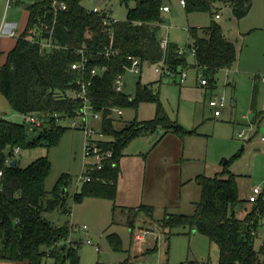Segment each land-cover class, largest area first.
<instances>
[{"label": "trees", "instance_id": "16d2710c", "mask_svg": "<svg viewBox=\"0 0 264 264\" xmlns=\"http://www.w3.org/2000/svg\"><path fill=\"white\" fill-rule=\"evenodd\" d=\"M32 1L27 7L26 27L0 66V93L15 112L24 118L36 115L42 125L37 127L39 136L30 141L25 124L0 117V262L42 264L48 256L42 248L47 247L56 264H65L67 260L78 264L76 248L66 244L69 227L53 225L43 217L44 213L55 210L69 212L65 193L68 175H61L48 192L46 183L52 170L48 156L40 157L26 167H21L19 160L11 167L9 161L16 158V150L38 147L49 150L61 139L66 128L53 115L66 114L72 118L82 106L69 94L79 76L71 70V65L79 58L77 51L84 47L90 59L89 68L108 67L107 72L93 78L88 97L94 111L102 115L105 137L98 146L104 152H110L111 158L102 170L91 172V181L84 183L74 201L77 203L86 197L115 201L120 159L132 140L141 135H153L158 130L163 132L156 142L169 132L182 139L195 132L187 131L169 119L160 105L159 92L151 85L137 82L133 96L113 89L117 76L126 73L124 66L130 65L127 55L139 57L143 63L157 64L164 60L175 73L178 69L185 70L188 62L186 54L178 53L177 45L169 42L165 51L160 46L161 9L165 0H120L128 10L127 17L124 21L109 20L110 25L104 24L109 18L107 14L104 18L103 13L85 9L83 0ZM184 1L187 14L207 12L212 16L208 27H190L188 30L189 49L195 51L193 66L203 73V79L209 85L214 83L219 72L231 69L238 60L236 45L227 39L214 17L222 7H228L238 22L249 14L252 0ZM55 2L64 3L66 9H58ZM131 3H134L133 7H130ZM43 25L52 28V40L60 45V49L41 48V41L49 37L42 30ZM109 28L114 35L113 46L120 54L108 58L99 53H104L110 45ZM145 102L157 105L153 120H135L122 129L115 128L111 108H138ZM253 111H256L254 105ZM260 117L261 114H257L254 121ZM228 168L226 163L224 170L214 177L198 175L196 182L201 195L194 202V213L167 214L160 224L161 229L165 236L182 227L206 236L210 243L218 246V264H261L258 257L264 253V245L257 251L254 243L264 220V196L250 204L243 219L237 218L235 208L247 200L240 199L237 177ZM139 210L152 213L151 207L142 206ZM108 241L114 251H122L118 235H109ZM119 264L130 262L126 259Z\"/></svg>", "mask_w": 264, "mask_h": 264}, {"label": "rangeland", "instance_id": "374dc122", "mask_svg": "<svg viewBox=\"0 0 264 264\" xmlns=\"http://www.w3.org/2000/svg\"><path fill=\"white\" fill-rule=\"evenodd\" d=\"M32 2L21 0L19 4L6 9V0H0V66L5 63L7 53L24 31L27 7ZM167 5L171 11L163 14L160 36L185 50L188 62L185 82L181 83L180 77L161 76L155 72V64L144 62L140 74L127 73L123 90L133 96L137 82L152 84L159 92L160 105L169 119L185 130L195 132L186 135L182 143L177 137L170 136L173 144H160L159 140L153 144L155 134L141 135L132 140L123 151V188L115 201L93 197H86L77 203L74 201V196L84 186L82 175L85 168L94 162V158L86 155L84 130L82 127H71V119L61 123L66 130L56 146L49 150L45 147L22 149L16 156L21 167L48 156L52 164L46 183L48 192L61 175H68L65 193L69 212L55 210L44 213L43 217L53 225L69 227L66 242L76 248L78 264H103L102 253L109 256L104 264H118L126 259L132 264H218V246L210 243L206 236L190 231L188 227L174 229L165 236L161 222L167 214L173 213V207L178 206V212L182 214H193L192 202L199 200L195 176L214 177L224 170L226 163L230 173L237 177L241 200H247L252 188L263 186L264 152L255 149L261 144L260 137L264 136V119L259 127L250 129L249 124L264 111V84H254L257 76H264V0H253L249 15L238 22L228 7H222L219 11L221 19L217 22L227 39L236 45L238 60L231 69L218 73L211 84L212 88L202 87L203 73L193 67L195 61L189 49L191 39L188 33L190 27H208L212 16L207 12L187 14L179 0H168ZM82 6L89 11L94 8L105 11L108 21H124L127 17L128 10L120 0H83ZM133 6L134 3H131L130 7ZM7 23L16 24L15 38L8 37L7 32L3 31ZM178 72L181 73V69ZM220 100H223V107L219 106ZM253 105L256 111L252 110ZM121 110L123 115L116 120L117 129L135 120H153L157 105L145 102L140 103L138 108ZM216 111L219 112L218 116L215 115ZM0 117L25 124L30 141L39 136L40 129L15 112L1 93ZM80 120L79 117L75 120L78 125L81 124ZM89 125L97 131L101 129V122L91 117ZM241 132L245 133L242 138L239 137ZM179 150L183 152V165H174L171 158ZM163 151L165 155L161 154ZM136 155H140V158H136ZM145 156H149L148 163ZM190 178L193 180L188 181ZM180 183H183L182 187ZM142 206L151 207L152 213L138 212ZM250 207L248 202L236 207L237 218L243 219ZM84 227L86 229H82ZM141 229H148L150 233L143 242H136L133 234ZM112 234L120 237L122 251L112 249L108 241V236ZM166 237L169 238L167 241ZM254 245L257 251L264 245V220L257 231ZM150 246H155L157 251L155 247L146 250ZM42 250L48 255L42 264H56L55 259L49 256V249L43 247ZM258 261L264 264V253L259 254ZM65 264L72 263L67 260Z\"/></svg>", "mask_w": 264, "mask_h": 264}, {"label": "built area", "instance_id": "2783aa9c", "mask_svg": "<svg viewBox=\"0 0 264 264\" xmlns=\"http://www.w3.org/2000/svg\"><path fill=\"white\" fill-rule=\"evenodd\" d=\"M20 0H6L7 7L11 8L14 5L17 4V2ZM180 4L182 7H185L186 3L184 0H180ZM55 7L58 9H66V6L64 3H54ZM94 13H103V10H100L98 8H94L92 10ZM163 12L169 11L168 7H163L162 8ZM220 15H216L215 19L220 20ZM105 25H110L111 22L108 20H104ZM42 30L46 31L49 34V37L47 39H44L41 41L40 45L41 48L44 50H51V49H60V45H57L53 42L52 40V28L48 25H43ZM107 33L111 39L110 45L105 48L104 53H99V54H104L106 57H112V56H118L120 54V51L113 46V31L112 29H108ZM8 36L11 38L16 37V32L11 30L8 32ZM168 40L167 39H162L160 40V46L161 48L165 51L168 48ZM191 54L194 55L195 51L194 49H190ZM178 53L180 55H185L186 52L184 49L178 50ZM78 59L72 63L71 65V70L77 72L79 75L76 80L74 81V86L75 88L72 90V92L69 94L70 97L73 99H76L82 103V106L80 109H78L75 112L74 117H69L66 114H54L53 117L60 123H63L65 120L71 119L73 120L71 122V127L73 128H81L84 130L87 138L86 146H85V151L86 155L89 157L94 158V162L87 165L85 168V171L82 175L83 181L90 182L91 181V172L92 171H100L103 169L105 162L111 158V153L110 152H104L99 146L98 142L103 140L104 134L102 128L100 131H97L94 127L89 125L90 117L91 119L95 121H100L102 122V115L100 112H95L92 104L90 103L89 100V89L92 86V80L93 78H96L97 76L105 73L108 71L107 66H102V67H93L89 68L90 64V59L88 58V51L83 47L77 51ZM126 59L129 61L130 65L129 66H124L126 73L131 72L134 74H140L142 72L143 68V62L139 57L127 55ZM155 72L161 76H166V77H180V82L184 83L186 79V74L185 71H181V73H175L167 64L164 60L161 62L155 64ZM125 73V74H126ZM125 74H121L117 76L115 79V82L113 84V89L116 92H124V87H125ZM89 75V76H88ZM257 79H261L264 81V76L256 77ZM201 85L202 86H207V81L205 79L201 80ZM219 106H223V100L219 101ZM104 110H102L103 112ZM112 116H121L122 115V110L120 108H111L110 109ZM216 115H219V112H215ZM81 118V124L78 125L76 123V118ZM26 122L33 124L35 127H41L42 125V120L39 119L36 115H28L25 117ZM250 129L251 127L257 126L256 122H251L249 124ZM245 133L241 132L239 134V137L242 138L244 137ZM260 143H261V151L264 152V136L260 137ZM2 176V172H0V177ZM264 196V182L262 187H254L251 189L250 194L247 198V202L249 204H254L256 203L261 197ZM150 231L147 229H141L137 234H133V240L136 242H142L144 239L149 235ZM90 243V242H88Z\"/></svg>", "mask_w": 264, "mask_h": 264}, {"label": "crops", "instance_id": "0c3cea01", "mask_svg": "<svg viewBox=\"0 0 264 264\" xmlns=\"http://www.w3.org/2000/svg\"><path fill=\"white\" fill-rule=\"evenodd\" d=\"M21 1V0H20ZM167 1L168 0H165V4H164V6L163 7H168L169 8V11H167V12H163L162 11V9H161V11H162V16H163V14H168V13H170V7L167 5ZM179 4H180V0H179ZM180 6H181V4H180ZM162 7V8H163ZM182 7V6H181ZM252 7H253V0H252ZM6 9H9L7 6H6ZM252 9V8H251ZM251 11V10H250ZM28 13V12H27ZM107 14L105 11L103 12V14ZM102 14V15H103ZM220 15V14H219ZM249 15V14H248ZM220 17H221V15H220ZM247 17V16H246ZM245 17V18H246ZM27 18H28V15H27ZM221 19V18H220ZM216 21H220V20H217L216 19ZM26 23H27V21H26ZM163 24H164V17H163ZM163 24L161 25V27H160V31H161V28L163 27ZM15 27H16V24H12V25H9L8 23L4 26V29H3V31L4 32H7V35H8V32H10L11 30H13V31H15L16 32V30H15ZM25 27H26V25H25ZM12 28H14V29H12ZM25 29V28H24ZM160 31H159V36H160ZM23 32V31H22ZM9 37V36H8ZM11 38V37H10ZM15 38V37H14ZM162 39H166V38H161V36H160V40H162ZM169 42V41H168ZM16 43V42H15ZM15 46V45H14ZM7 56V55H6ZM194 67V66H193ZM229 70V69H228ZM183 71H185V70H183ZM224 71H227V70H224ZM128 73V72H127ZM127 73L125 74V76H127ZM174 79H177V77H173ZM161 79H162V77H161ZM161 79H160V81H161ZM137 84V83H136ZM255 85H258V84H264V81H262L261 79H257V80H255V83H254ZM151 85V87L153 88V86H152V84H150ZM203 88H212V85L211 84H209V85H207V86H202ZM154 89V88H153ZM155 91H158V90H156V89H154ZM223 107V106H222ZM253 110V109H252ZM259 114H261V117H260V119L256 122V125H258V126H260V124H261V121L264 119V111H262L261 113H259ZM122 115H123V113H122ZM122 115L121 116H115V118H114V121H115V123H114V126L116 125V120L118 119V117H122ZM216 115V114H215ZM156 116V115H155ZM216 116H218V115H216ZM26 121V120H25ZM256 121V120H255ZM255 121H253V123L255 122ZM127 125V124H126ZM125 125V126H126ZM101 128H102V122H101ZM115 128H116V126H115ZM117 129V128H116ZM162 131V130H161ZM163 132V131H162ZM162 134V133H161ZM160 134V135H161ZM159 135V136H160ZM170 136H175V137H177L180 141H181V143L182 142H184V140H185V138L184 139H182V138H180L179 136H177L176 134H174V133H172V132H169V133H166L165 135H163V137L161 138V139H159V143L161 144V143H164V142H166V143H169V144H173V139L172 138H170ZM105 137V136H104ZM104 137H103V139H104ZM155 139H157V137H155V135H154V140H153V144L155 143ZM157 142V143H158ZM156 143V144H157ZM155 144V145H156ZM256 151H260V152H262L261 151V144H260V146L258 147V148H256L255 149ZM20 152V150L18 151V150H16L14 153H15V155L17 156V154ZM183 152H181L180 153V150H179V152H177L176 151V154H175V151H174V156L171 158L172 159V161L175 163L174 165H177V164H180V165H183L182 164V159H184L183 158V154H182ZM161 154L162 155H165V152L163 151V153L161 152ZM127 156H129V155H127ZM133 157H134V155H132ZM126 157V156H125ZM137 157H139L140 158V155H136V158ZM146 157V156H145ZM123 158H124V154H123V156H122V158L120 159V164H119V166H120V177H119V180H118V183H117V192H116V196L117 195H119V193H120V191L122 190V188H123V184H122V181H123ZM135 158V159H136ZM147 159H146V163H148V161H149V156L148 157H146ZM17 161H18V159H17V157L15 158ZM15 159H13V160H15ZM13 160H11V161H9V163H11ZM148 165V164H147ZM172 168H174V167H172ZM195 177H197V176H195ZM194 177V178H195ZM191 180H193L192 178H190L188 181H191ZM85 183V182H84ZM198 185V184H197ZM180 186L182 187L183 186V183H180ZM199 187V186H198ZM198 194H199V199H200V195H201V190H200V187H199V191H198ZM168 198V197H167ZM101 199V198H100ZM194 202H196V201H194ZM194 202H192V204H193V206H194ZM132 209H136V208H132ZM137 210V209H136ZM138 212H140V210H137ZM172 212V211H171ZM173 213H180V212H178V206L177 207H173ZM145 214H147L148 215V213H145ZM131 224V223H130ZM70 227L72 228L73 227V225L71 224L70 225ZM82 229H86V227H84V228H82ZM148 230V229H147ZM145 240V239H144ZM89 242V241H88ZM143 242V241H142ZM66 244H67V242H66ZM69 244H70V242H69ZM68 244V245H69ZM88 244H90V243H88ZM70 245H72V244H70ZM155 246H153V247H149V249H146V250H150V249H153ZM156 248V247H155ZM123 250V249H122ZM146 250H143L142 252H145ZM97 251H100L99 249H97ZM156 251H157V248H156ZM156 251L154 252V253H156ZM140 253V252H139ZM153 253V254H154ZM102 254H106L107 256H108V254L107 253H102ZM102 254H101V257H102ZM108 260H109V256H108ZM129 262H130V264H132V262L129 260V259H127ZM3 262V261H2ZM105 262L103 261V264H104ZM100 264V263H99ZM119 264V263H118Z\"/></svg>", "mask_w": 264, "mask_h": 264}, {"label": "water", "instance_id": "95a60500", "mask_svg": "<svg viewBox=\"0 0 264 264\" xmlns=\"http://www.w3.org/2000/svg\"><path fill=\"white\" fill-rule=\"evenodd\" d=\"M102 16L105 18V17H106V14L104 13ZM161 133H162V131H161V130H158V131L155 133V137H158ZM16 163H17V160L15 159V160H13V161L10 163V166H11V167H14V166L16 165ZM102 260H103L104 262H107V261H108V256H107L106 254H102Z\"/></svg>", "mask_w": 264, "mask_h": 264}]
</instances>
